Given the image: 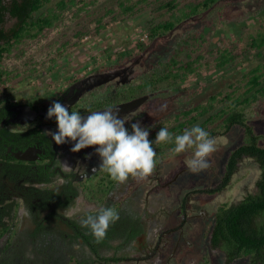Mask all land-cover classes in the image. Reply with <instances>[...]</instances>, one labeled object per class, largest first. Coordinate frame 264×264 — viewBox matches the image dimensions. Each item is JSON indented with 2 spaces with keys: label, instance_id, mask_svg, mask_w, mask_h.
<instances>
[{
  "label": "flooded vegetation",
  "instance_id": "1",
  "mask_svg": "<svg viewBox=\"0 0 264 264\" xmlns=\"http://www.w3.org/2000/svg\"><path fill=\"white\" fill-rule=\"evenodd\" d=\"M145 73H137L135 66H123L111 71H92L51 92L43 93L41 88L31 86L25 95L11 99L14 96L8 94L11 91H0V206L6 226L11 225V206L18 208L17 225L7 229L1 240L36 232L43 243L44 238L55 242L63 235V243L57 240L55 246L52 244L48 248V255L54 256V262L58 264L63 253L73 254L68 264H76V260L81 264H127L131 261L186 264L187 257L182 249H188L190 245L185 247L181 242L185 234L183 227L191 218L206 217L207 212L192 198L198 194L218 195L204 191L219 183L210 188L202 184L203 173L213 172L212 163L206 170L193 173L187 166L172 161L184 153L173 155V144L155 143L160 118L142 125L150 132L157 153L153 173L147 179L129 178L120 184L99 170L100 157L94 147L74 153L71 151L74 142L69 140L57 145L45 133L58 131L55 118H47L48 109L55 101L69 105V111L87 116L94 111L117 109L122 104L145 98L132 111L119 110L121 117H127L126 127L131 131L132 123H142L143 118L155 113L159 108L156 100L165 103L161 100L168 96L166 89L162 92L138 89ZM111 75L117 76L108 80ZM166 127L171 129V125ZM186 153L191 157L192 151ZM94 168L97 170L93 171ZM188 176L190 182L187 183ZM192 176H199L201 184L191 185ZM174 186L177 188L174 192L179 193L176 204V196L164 193ZM157 189L159 192L154 191ZM163 205L168 208L164 209ZM101 208H114L120 217L107 232L105 242L108 244L101 241L95 244V240L92 245L84 244L82 239L74 237L76 231L91 234L90 229L81 226V221L88 215H97ZM178 217H181L179 227H172L171 222ZM168 233L178 235L177 239L172 235L165 241ZM129 234H135V237L126 243L125 237ZM68 245H73V249H67ZM94 245L99 248L93 251ZM170 250L172 252L164 256ZM123 253H129L125 260H114L121 259Z\"/></svg>",
  "mask_w": 264,
  "mask_h": 264
},
{
  "label": "rangeland",
  "instance_id": "2",
  "mask_svg": "<svg viewBox=\"0 0 264 264\" xmlns=\"http://www.w3.org/2000/svg\"><path fill=\"white\" fill-rule=\"evenodd\" d=\"M58 1L60 0H53L47 5L46 10L57 9ZM121 1L125 6L120 5ZM176 1L179 6L176 10L170 11L159 8L164 0H75L71 8L63 12L62 19L48 29L45 35L26 40L20 48L4 57L3 68L9 71L10 75L9 80L0 84V91H11L8 93L14 95L11 99L16 95H25L27 88L31 86L41 88L43 93L51 92L65 87L70 81L92 71L103 70L102 67L109 62L110 56L127 48H135L136 42L139 39L143 40L145 31L149 28L146 25L147 21L169 20L173 14L180 15L181 10L188 11L187 7L191 2L200 0ZM126 5L135 7V12L131 14L125 11ZM100 19L105 28H102L99 35L87 34L82 39L77 38L76 33L79 29L88 26L93 30L98 26ZM13 24L14 21H9L7 27L11 28ZM258 31H264V0H222L213 10H206L203 14L178 24L171 34L156 40L144 54L108 71L123 66H135L137 73H145L158 65L160 61L170 59L182 40L187 39L188 48L180 54L178 59L186 63L200 55L201 58L197 63L199 70L189 73L186 82H180L174 86L173 93L164 101L161 100L165 103L159 102L160 99L156 100L159 108L154 111V114L143 118L141 123L143 125L161 118L157 124L172 126L175 124L177 115L183 110L191 106L207 105L212 95L220 94L217 106L221 109L224 95L243 94L247 90L251 70L258 68V73L264 76V49L253 51L252 55L246 58L240 55L234 68H218L216 63L220 51L223 52L224 49L239 55V52L244 51L247 44L251 43V38L255 37ZM190 32L195 38H189ZM165 89H170V86L167 85ZM257 115L258 117L253 116L249 123L257 133L264 134V98L260 100ZM213 136L216 139V151L209 158V163H212L214 169L207 175L203 173L205 176H203L202 184L206 188L212 185L215 187L223 179L230 152L244 143L245 131L244 128L235 126L227 135L217 133ZM189 154L184 153L177 158H172V161L185 167L186 159L190 158ZM260 176L259 165L253 159L246 157L240 162L230 187L224 192L216 196L206 194L193 196L192 201L207 212L204 215L206 217L191 218L183 227L185 234L181 242L185 247L190 245V248L182 249L187 257L186 264H200L206 255H209L212 264H227L225 254L216 248L213 249L209 240L216 212L221 206L236 204L249 193L256 192V183ZM192 177L194 180L191 185L201 184L199 176ZM188 178L186 182H190V177ZM176 190L174 186L164 192L168 196H176L174 204L179 200V193L174 192ZM154 191L159 192L158 189ZM163 208L168 207L163 205ZM164 218L165 216H162V219ZM180 222L181 217H178L171 222V226L179 227ZM172 235H175L176 240L178 235ZM172 235L168 233L169 237H164V240L167 241ZM6 241L7 238L1 240L0 245ZM167 252L164 254L166 257L172 250ZM140 255L145 254L140 253ZM127 264L149 263L131 261ZM233 264H250V262L241 259Z\"/></svg>",
  "mask_w": 264,
  "mask_h": 264
},
{
  "label": "trees",
  "instance_id": "3",
  "mask_svg": "<svg viewBox=\"0 0 264 264\" xmlns=\"http://www.w3.org/2000/svg\"><path fill=\"white\" fill-rule=\"evenodd\" d=\"M53 0H0V84L9 80L10 72L3 68L4 57L13 50L18 49L29 39H36L45 35L48 29H51L57 21L62 19L63 12L70 9L75 0H60L56 3V8L47 9V5ZM161 1V0H159ZM163 1V0H162ZM222 0H200L188 4L187 10H181L180 15L173 14L171 19L158 21L152 19L147 21L149 26L145 31V37L136 42L135 48H127L126 50L110 56L108 63L103 66V70H109L114 67L122 66L126 62L132 60L140 54H144L152 46V44L172 33L175 28L183 21L190 20L196 15H201L206 10H213L215 6ZM176 0H164L159 8L176 10L179 6ZM122 6L124 2L121 1ZM127 12H135V7L127 6L124 8ZM9 21H14L11 28L7 27ZM105 25L102 19L98 20V26L91 29L84 26L76 33L78 39H82L87 34L97 36L101 33ZM189 33V38H195ZM148 39V40H147ZM147 40V41H146ZM244 51H240L239 55L234 54L228 49L220 51L218 68L230 67L234 68L240 55L245 58L252 55V52L264 49V31H258L255 37L251 38ZM189 41L182 40L181 44L176 48V53L167 61H160L158 65L145 73L139 83L138 89L142 91L162 92L165 87L166 95H171L174 86L180 82H186L189 73L199 70L197 63L198 58L182 63L179 61L180 54L188 48ZM259 69L251 70L250 77L247 82V90L239 95H224L222 93V108L218 109L217 102L219 95H212L207 105L191 106L183 110L177 115L175 124L171 126L169 131L175 134H182L184 130L191 129L193 126L199 125L206 130L209 135L220 133L227 135L233 127L240 126L244 128V143L230 152L226 164V173L215 188H210L204 192L210 195H216L224 192L231 185L236 175L240 162L244 158L253 159L260 167L261 176L256 183L257 191L249 193L240 202L231 205L221 206L215 215L214 226L211 233V246L226 256L227 264H233L237 260L245 259L250 264H264V134L257 133L255 128L249 123L252 117H258L257 109L260 100L264 98L263 74L258 73ZM173 88V89H172ZM177 124V125H176ZM164 128V124L157 125ZM157 131V132H158ZM174 147V144L172 148ZM172 153V152H171ZM173 154V153H172ZM176 155V154H173ZM17 206H11L9 219L10 227L6 226L4 221V211L0 206V240L7 229L17 225L18 211ZM77 239H82L84 244H95L97 240L92 234H86L81 230L76 231ZM135 237V234L126 236L125 242L128 243ZM63 235L58 241L63 243ZM46 239V240H45ZM44 238L43 243L40 241L36 232L31 235L25 233L16 235V238L7 239L0 246V264H58L54 256L48 255V248L55 246L58 242H52L50 239ZM106 238L100 243L105 242ZM61 246V245H60ZM73 245H68L67 249H73ZM98 245L93 246L98 249ZM115 250V249H109ZM43 255L42 257H40ZM72 255L63 253L60 256L59 264H68L69 257ZM129 253H123L122 258L114 259L125 260ZM73 261V260H71ZM76 264H81L76 260ZM72 264V263H71ZM200 264H212L209 255H206Z\"/></svg>",
  "mask_w": 264,
  "mask_h": 264
},
{
  "label": "clouds",
  "instance_id": "4",
  "mask_svg": "<svg viewBox=\"0 0 264 264\" xmlns=\"http://www.w3.org/2000/svg\"><path fill=\"white\" fill-rule=\"evenodd\" d=\"M47 118H55L58 125V131L45 132L57 145L71 140L74 153L94 147L100 157L99 170L107 173L114 182L123 184L129 178L147 179L156 167L157 153L147 127L135 122L129 131L127 117H121L118 109L82 116L78 111H69V105L55 101L48 109ZM155 143L174 144L171 151L176 155L192 150L191 157L185 162L193 173L209 168V158L216 151V139L199 125L175 135L167 127L161 128L156 133ZM119 218L114 208H101L97 215L83 219L81 226L90 229L99 242L106 238L110 226Z\"/></svg>",
  "mask_w": 264,
  "mask_h": 264
},
{
  "label": "water",
  "instance_id": "5",
  "mask_svg": "<svg viewBox=\"0 0 264 264\" xmlns=\"http://www.w3.org/2000/svg\"><path fill=\"white\" fill-rule=\"evenodd\" d=\"M117 75H111L108 80H112L113 78H115ZM146 99L143 98V99H138V100H133L131 102H128V103H125V104H122L120 106L117 107L118 110H123V111H132L136 108H138V106H140V104L142 102H144Z\"/></svg>",
  "mask_w": 264,
  "mask_h": 264
}]
</instances>
